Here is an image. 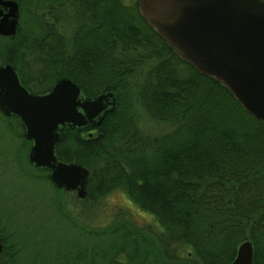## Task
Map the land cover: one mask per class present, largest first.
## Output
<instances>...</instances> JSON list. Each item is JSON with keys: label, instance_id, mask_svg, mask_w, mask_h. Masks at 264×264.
I'll return each instance as SVG.
<instances>
[{"label": "trees", "instance_id": "trees-1", "mask_svg": "<svg viewBox=\"0 0 264 264\" xmlns=\"http://www.w3.org/2000/svg\"><path fill=\"white\" fill-rule=\"evenodd\" d=\"M16 1L20 22L15 35L0 36V65L11 63L35 93L67 77L86 96L111 91L116 98L115 111L100 124L61 131L58 155L89 171L81 201L119 188L156 223L140 225L121 215L100 227L79 224L54 200L73 237L37 230L45 226L41 220L35 238L24 241L14 213L0 216L2 263L229 264L238 244L250 240L252 264H264V121L247 113L223 84L180 60L141 19L137 3ZM68 4L76 5L80 18L69 51L56 28L57 13ZM136 103L151 118L172 123V130L143 132ZM0 122L9 132L23 130L1 110ZM19 171L63 190L47 170ZM52 235L60 241L50 250ZM29 244L37 251L26 260Z\"/></svg>", "mask_w": 264, "mask_h": 264}, {"label": "water", "instance_id": "water-1", "mask_svg": "<svg viewBox=\"0 0 264 264\" xmlns=\"http://www.w3.org/2000/svg\"><path fill=\"white\" fill-rule=\"evenodd\" d=\"M19 9L16 0H0V36L16 33ZM137 10L179 59L223 84L247 113L264 121V0H138ZM116 107L113 92L89 97L67 77L32 92L11 63L0 65V110L21 123L31 142L29 162L80 199L87 195L89 171L58 155L61 131L98 125ZM252 258L253 244L244 240L229 264H252Z\"/></svg>", "mask_w": 264, "mask_h": 264}, {"label": "rangeland", "instance_id": "rangeland-1", "mask_svg": "<svg viewBox=\"0 0 264 264\" xmlns=\"http://www.w3.org/2000/svg\"><path fill=\"white\" fill-rule=\"evenodd\" d=\"M123 2L125 4H132L137 3L138 0H123ZM57 14L56 28L66 37L67 50L69 51L71 47V42H69L71 34L76 25L80 23L77 7L74 4H68ZM24 17L25 14L23 13V19ZM179 67L185 66L179 65ZM183 71L186 72V69L183 68ZM24 74L27 78L33 76V73L26 70H24ZM135 107L137 125L143 132L151 135H161L172 130V123L151 118L138 103L135 104ZM21 134L24 135V130L19 126H16L14 131L9 132L7 128H4L2 122H0V216L5 217L6 214L14 213V216L22 224L19 236L22 235L24 241L30 242L32 235L35 238L34 231L36 226L41 224V220L44 221L43 225L45 226L41 229L37 228V230L41 232L44 230L46 231L45 234L47 232L50 234L49 231L54 230L57 233L56 236L61 235L64 238L73 237V232L56 215L52 207L54 200L56 202L59 200L61 202L60 207L65 210L64 213L71 220H75L79 224L100 227L121 215L128 216L134 223L140 225H154L156 223L155 218L133 203L122 189H112L97 201H81L82 199L77 197L76 191L62 190V192L57 193L48 181H40L27 177L25 179L20 175V169L24 168L25 171H32L34 169V172L37 174L39 172L36 171V168L31 165L28 159L31 142L28 144L23 138L25 135L22 137ZM155 229L157 228L155 227ZM58 241L60 240L52 235L47 247L50 250L56 248ZM36 251L35 245L29 244L24 254V259L31 258ZM3 259L0 258V264H3Z\"/></svg>", "mask_w": 264, "mask_h": 264}]
</instances>
